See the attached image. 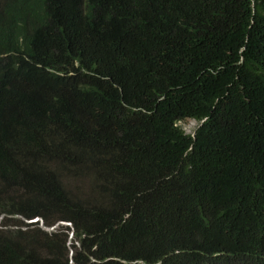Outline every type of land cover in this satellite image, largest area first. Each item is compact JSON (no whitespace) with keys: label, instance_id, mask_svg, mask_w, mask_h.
<instances>
[{"label":"trees","instance_id":"16d2710c","mask_svg":"<svg viewBox=\"0 0 264 264\" xmlns=\"http://www.w3.org/2000/svg\"><path fill=\"white\" fill-rule=\"evenodd\" d=\"M0 264H264V0H0Z\"/></svg>","mask_w":264,"mask_h":264},{"label":"rangeland","instance_id":"374dc122","mask_svg":"<svg viewBox=\"0 0 264 264\" xmlns=\"http://www.w3.org/2000/svg\"><path fill=\"white\" fill-rule=\"evenodd\" d=\"M180 125L182 126L185 132L193 133L196 127L198 126V122L196 120L191 119L186 123H180Z\"/></svg>","mask_w":264,"mask_h":264},{"label":"water","instance_id":"95a60500","mask_svg":"<svg viewBox=\"0 0 264 264\" xmlns=\"http://www.w3.org/2000/svg\"><path fill=\"white\" fill-rule=\"evenodd\" d=\"M33 221H36V219H34Z\"/></svg>","mask_w":264,"mask_h":264},{"label":"clouds","instance_id":"9594fccd","mask_svg":"<svg viewBox=\"0 0 264 264\" xmlns=\"http://www.w3.org/2000/svg\"><path fill=\"white\" fill-rule=\"evenodd\" d=\"M34 220V219H33Z\"/></svg>","mask_w":264,"mask_h":264}]
</instances>
